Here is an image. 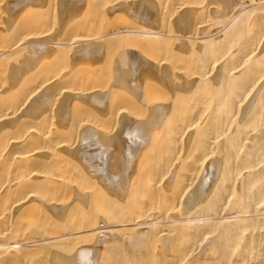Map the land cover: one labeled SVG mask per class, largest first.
I'll list each match as a JSON object with an SVG mask.
<instances>
[{
    "label": "bare ground",
    "instance_id": "bare-ground-1",
    "mask_svg": "<svg viewBox=\"0 0 264 264\" xmlns=\"http://www.w3.org/2000/svg\"><path fill=\"white\" fill-rule=\"evenodd\" d=\"M0 264H264V0H0Z\"/></svg>",
    "mask_w": 264,
    "mask_h": 264
},
{
    "label": "rangeland",
    "instance_id": "rangeland-1",
    "mask_svg": "<svg viewBox=\"0 0 264 264\" xmlns=\"http://www.w3.org/2000/svg\"><path fill=\"white\" fill-rule=\"evenodd\" d=\"M121 14H122V15H121ZM123 15H124V16H123ZM122 16H123V17H122ZM131 16H132V15L129 16V14H125V12H121L117 19H119V20L122 21V22H119V20L116 19V20H115V23H116L115 25L119 24V26H118V25H117V26H118V27H122V28H125V27H126L125 25L129 26L128 24L134 22V18H133V16H132V17H131ZM127 19H129L128 21L131 20L132 22L130 21V23L128 22L127 24H125V23L127 22ZM125 21H126V22H125ZM120 23H121V24H120ZM122 23H123V26H122ZM113 24H114V23H113ZM124 24H125V25H124ZM132 24H133V23H132ZM120 25H121V26H120ZM130 25H131V24H130ZM96 28H97V27H95V30H93L92 28H90V29L93 30V31H92V30H90V31H92V33H93L94 31H96L95 33H97V30L100 28V26H99V28H97V30H96ZM88 29H89V27H88ZM88 29H85V28H84V30H86V32H87ZM99 30H100V29H99ZM90 31H89V32H90ZM99 33H100V32H99ZM86 66H87V69H88V66H91V67H92L93 65H92V64H91V65L88 64V65H86ZM110 66H113V65H110ZM110 66H108V69H109ZM112 68H113V67H112ZM87 69H86V70H87ZM89 69H90V68H89ZM89 69H88V70H89ZM111 80H112V79H111ZM111 80L106 81V82H108V84L110 85V84H111V82H110ZM112 82H113V80H112ZM151 82H152V81H151ZM151 82H150V83H151ZM150 83H148V85H149ZM150 85H151V84H150ZM149 87H150V86H149ZM116 102L118 103L119 100L116 101ZM124 103H126V102H125V99H124L123 101H122V99H121V102H119L117 105H118V106L121 105V106L123 107ZM130 103H131V102H130ZM119 104H120V105H119ZM117 105H116V106H117ZM132 105H133V104H132ZM128 106H129V105H127V106L125 107V105H124V107H123V108L121 107L120 109L122 110V112H123V110H124V112H125V109L128 108ZM129 107H130V106H129ZM131 107H132V106H131ZM117 108H118V107H117ZM133 108H134V105H133ZM124 112H123V113H124ZM121 115H122V114H121ZM124 115H125V113L123 114V116H124ZM144 115H146V114H144ZM142 117H143V116H142ZM144 117H145V116H144ZM146 117H147V115H146ZM144 119H145V118H144ZM118 122H119V121H118ZM117 127H118V126H117ZM117 127H115V128H117Z\"/></svg>",
    "mask_w": 264,
    "mask_h": 264
}]
</instances>
